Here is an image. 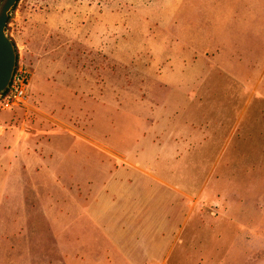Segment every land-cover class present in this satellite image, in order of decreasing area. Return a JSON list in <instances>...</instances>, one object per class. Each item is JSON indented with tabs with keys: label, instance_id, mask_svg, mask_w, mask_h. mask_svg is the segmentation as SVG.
<instances>
[{
	"label": "rangeland",
	"instance_id": "rangeland-1",
	"mask_svg": "<svg viewBox=\"0 0 264 264\" xmlns=\"http://www.w3.org/2000/svg\"><path fill=\"white\" fill-rule=\"evenodd\" d=\"M7 34L31 78L0 108L1 264H96L57 252V218L129 207L166 216L152 264H264V0H20ZM187 47L208 73L182 94L158 60ZM40 230L47 248L15 244Z\"/></svg>",
	"mask_w": 264,
	"mask_h": 264
},
{
	"label": "crops",
	"instance_id": "crops-1",
	"mask_svg": "<svg viewBox=\"0 0 264 264\" xmlns=\"http://www.w3.org/2000/svg\"><path fill=\"white\" fill-rule=\"evenodd\" d=\"M183 51V54L179 58L175 56L168 60L160 58L158 61H162L165 67L160 70L158 76L160 79L168 78V83L173 88V91L191 94L196 87L194 79L197 78L202 70L208 73V64L206 58L203 56L193 58L190 47H187ZM147 139L148 141L151 140V138ZM155 147V145H152L149 147L150 150L149 148L146 149L151 156L149 160L153 158V154L157 151L158 147ZM165 148L168 151L175 150V147L171 149L169 145ZM31 156L34 157V154L32 153ZM30 165L33 166L32 164ZM9 166L11 167L12 165ZM133 169H138L139 173L147 177H153V180L155 178L162 185L166 184L163 180L156 178L149 170L142 169V166L137 167L136 165L128 166L122 164L119 172H123V174L132 173L135 176L136 174L133 172ZM114 185H116L115 181L112 182V186ZM110 202L114 203L113 200ZM116 203L127 206L150 204L149 202H142L140 196L118 198ZM130 210L132 208L129 207L127 212L123 214H115L113 211L100 212L98 210L96 215L94 214V218H92V214L90 213L80 214L74 210L70 214L57 218V222L72 221L73 223L70 232L60 233L58 223L56 222L54 237L57 252H64L63 247H65L70 252L84 251L89 254L94 253L97 258L96 264H152L156 262L159 259V253H166L171 250L175 242L174 238H170L169 231L164 230L167 228L166 216L156 220L154 215H151V218H146V215L149 213L145 209L140 214L130 213ZM93 220L102 222L103 228L93 224ZM48 236L44 230H40L39 232L34 231L33 233L30 232L28 236L32 238L27 239L24 237L23 240H20L15 236L14 242L26 250L33 243H37L34 240L35 238H39V240L37 239L39 246L47 248L52 242ZM9 242H12L11 238H9ZM93 256L89 255V259L94 260Z\"/></svg>",
	"mask_w": 264,
	"mask_h": 264
},
{
	"label": "water",
	"instance_id": "water-1",
	"mask_svg": "<svg viewBox=\"0 0 264 264\" xmlns=\"http://www.w3.org/2000/svg\"><path fill=\"white\" fill-rule=\"evenodd\" d=\"M18 2L19 0H2L0 2V97L10 87L18 63L17 47L7 34L10 13Z\"/></svg>",
	"mask_w": 264,
	"mask_h": 264
},
{
	"label": "built area",
	"instance_id": "built-area-1",
	"mask_svg": "<svg viewBox=\"0 0 264 264\" xmlns=\"http://www.w3.org/2000/svg\"><path fill=\"white\" fill-rule=\"evenodd\" d=\"M31 71L29 66L17 63L10 87L5 94L1 96L0 108H9L15 105H21L27 99Z\"/></svg>",
	"mask_w": 264,
	"mask_h": 264
},
{
	"label": "trees",
	"instance_id": "trees-1",
	"mask_svg": "<svg viewBox=\"0 0 264 264\" xmlns=\"http://www.w3.org/2000/svg\"><path fill=\"white\" fill-rule=\"evenodd\" d=\"M19 1H20V0H19ZM14 42H15V41H14ZM15 45H16V42H15ZM1 99H2V98L0 97V101H1Z\"/></svg>",
	"mask_w": 264,
	"mask_h": 264
}]
</instances>
